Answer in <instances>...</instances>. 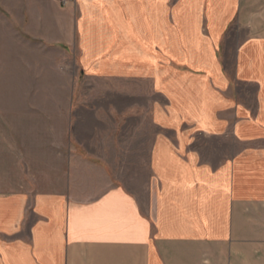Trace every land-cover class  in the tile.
<instances>
[{
    "label": "crops",
    "instance_id": "obj_1",
    "mask_svg": "<svg viewBox=\"0 0 264 264\" xmlns=\"http://www.w3.org/2000/svg\"><path fill=\"white\" fill-rule=\"evenodd\" d=\"M70 8L60 43L83 73L118 93L148 82L153 99L132 146L105 119L123 102L103 99L101 118L98 101L73 106L72 133L74 108L94 109L106 128L84 131L111 147H71L60 189L0 192V264H264V0Z\"/></svg>",
    "mask_w": 264,
    "mask_h": 264
},
{
    "label": "rangeland",
    "instance_id": "obj_2",
    "mask_svg": "<svg viewBox=\"0 0 264 264\" xmlns=\"http://www.w3.org/2000/svg\"><path fill=\"white\" fill-rule=\"evenodd\" d=\"M70 7L60 0H0V192L60 189L71 147L75 154L111 147L112 140H95L88 132L106 128L94 124V109L74 108L80 122L72 133L69 121L77 102L98 101L100 118L106 115L99 108L103 99L123 102L124 110L105 119L116 135L123 130L125 145L132 146L129 131L153 99L148 82H121L118 93L106 89L111 81L83 73L74 49L60 43L71 33ZM105 158L113 175H129L117 171L122 165L112 163V155Z\"/></svg>",
    "mask_w": 264,
    "mask_h": 264
},
{
    "label": "built area",
    "instance_id": "obj_3",
    "mask_svg": "<svg viewBox=\"0 0 264 264\" xmlns=\"http://www.w3.org/2000/svg\"><path fill=\"white\" fill-rule=\"evenodd\" d=\"M75 0H60L61 5L63 6H68V5H72L74 3Z\"/></svg>",
    "mask_w": 264,
    "mask_h": 264
}]
</instances>
